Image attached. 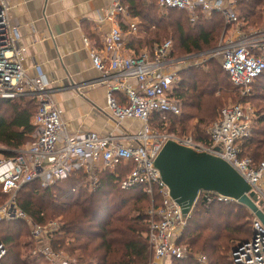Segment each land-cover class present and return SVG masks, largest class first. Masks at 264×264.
<instances>
[{"label": "built area", "instance_id": "1", "mask_svg": "<svg viewBox=\"0 0 264 264\" xmlns=\"http://www.w3.org/2000/svg\"><path fill=\"white\" fill-rule=\"evenodd\" d=\"M237 1L159 0L161 10H184L191 22H195L199 15L210 17L214 12L223 16L225 27L231 28V31H224L212 50L196 54L173 55L172 40L167 39L154 44L151 54L142 52L124 56L120 53L124 36L120 25L115 23L106 36L103 50L92 49L89 52L93 67L101 76L84 84L106 87V104L118 132L101 135L93 131L74 134L65 131L59 109L51 98L53 90L48 81L43 76L30 77L22 66L25 48L18 45V29L9 20L7 3L0 0V99H23L35 104L32 116L35 130L30 140L11 150L12 155L1 153L0 156V188L8 195L0 205V221L26 218L29 223L32 222L16 203L18 191L26 184L39 181L43 187H48L82 173L85 189L92 190L99 185V175L109 171L114 173L120 188L142 186L152 200L147 210L148 231L145 236L154 264L166 257L182 259L187 255V247L179 244L178 240L188 218H182L180 207L171 199L158 170L153 167L156 155L169 139L225 159L250 184L257 201L264 206V159L254 165L249 158H239L237 143L251 135L255 120L248 104L235 103L222 107L217 119L207 128V145L195 142L191 136L159 132L150 124L154 114L159 115L162 125L167 115L181 114V101L173 94L174 83L181 72L201 62H193L199 55L205 59L207 55L210 58L219 56L221 67L242 93L262 73L264 26L255 32L241 30L244 20L236 12ZM112 11L128 16L126 8L119 2H115ZM129 26L132 30L136 29L133 23ZM116 96L121 97L123 102H119ZM126 120L140 122L141 129L123 128L122 122ZM218 146L219 149H216ZM118 167L126 168L128 172L120 177ZM156 193L161 198L158 206L153 202ZM201 195L207 200L214 196L220 202L233 201L211 192H200L197 200ZM249 213L252 235L231 250L233 264H264V227L250 210ZM59 230L58 221L34 224L32 230V237L37 241L34 255L43 257L49 264H68L50 246V238ZM5 255L6 248L0 241V262ZM198 260L206 263L204 256H198Z\"/></svg>", "mask_w": 264, "mask_h": 264}, {"label": "trees", "instance_id": "2", "mask_svg": "<svg viewBox=\"0 0 264 264\" xmlns=\"http://www.w3.org/2000/svg\"><path fill=\"white\" fill-rule=\"evenodd\" d=\"M153 1L159 9V0ZM122 2L133 16L146 23L147 44L151 45L152 41L153 44L161 43L167 39L159 41V38L175 33L177 45L172 42L173 55H179L175 52L177 50L187 54L211 47L223 29L222 16L217 12L210 17L199 15L195 22H191L184 10L169 9L166 15H152L146 9L149 7L151 11L153 4L142 0ZM236 12L240 19L258 24L264 15V0H238ZM208 67L187 68L179 74L173 94L187 111L167 115L164 125L159 121V115L154 114L150 121L154 128L180 137L184 136L181 132L193 129V140L208 144V136L200 125L206 120L217 119L218 107L223 103L217 92L228 96L227 93L239 89L221 65L210 61ZM260 78L264 79V70L249 89L253 85L256 89L263 88V82L256 83ZM116 97L123 102L121 97ZM248 97L242 96L238 103L248 104L245 101ZM230 98L235 99V94ZM34 111L32 101L0 99V146L10 150L3 154L12 155L11 150L30 140L35 130L31 123ZM194 121L196 123L192 124ZM237 145L239 158H249L254 165L264 159V114L255 117L251 135ZM117 171L120 177L128 172L121 167ZM84 180L85 176L78 173L48 187H43L39 181L31 182L18 191L16 203L33 224L45 225L58 218L60 230L50 238V246L57 253L64 252L70 264H149L151 251L145 235L148 231L147 210L152 201L150 196L142 186L120 188L114 173L109 171L99 175V185L95 189L86 190ZM212 197L211 200L203 195L198 198L178 240L187 247V255L174 259L173 264H202L195 258L196 254L206 257L204 264H233L231 250L251 237V220L248 221V216L242 212V206L235 201L220 202ZM7 198L0 188V205ZM153 202L155 206L161 202L157 193ZM0 224V241L6 248L0 264H24L18 248L19 239L28 235L25 219L2 220ZM28 259L26 261L30 264Z\"/></svg>", "mask_w": 264, "mask_h": 264}, {"label": "crops", "instance_id": "3", "mask_svg": "<svg viewBox=\"0 0 264 264\" xmlns=\"http://www.w3.org/2000/svg\"><path fill=\"white\" fill-rule=\"evenodd\" d=\"M4 1L9 7V20L19 32L18 45L25 48L22 66L30 77L43 76L48 81L65 131L68 134L80 131L101 135L117 133L113 115L106 104V87L84 85L101 76L93 67L89 52L103 50L106 36L117 23L124 36L120 53L124 56L146 53L145 49H137L141 35H145L139 34V18L132 15L122 0ZM115 2L126 8L127 17L113 13ZM131 23L136 26L135 30L130 28ZM139 50L142 51L137 53ZM124 122L122 127L127 128L123 126ZM58 254L61 260L70 264L64 252ZM198 256L195 255L197 260ZM173 260L166 257L155 264H173ZM149 264H154L152 253Z\"/></svg>", "mask_w": 264, "mask_h": 264}, {"label": "water", "instance_id": "4", "mask_svg": "<svg viewBox=\"0 0 264 264\" xmlns=\"http://www.w3.org/2000/svg\"><path fill=\"white\" fill-rule=\"evenodd\" d=\"M8 151L0 148V153ZM169 196L181 209L182 218L191 214L200 192L228 197L248 208L264 227V206L250 184L222 157L167 140L153 161Z\"/></svg>", "mask_w": 264, "mask_h": 264}, {"label": "rangeland", "instance_id": "5", "mask_svg": "<svg viewBox=\"0 0 264 264\" xmlns=\"http://www.w3.org/2000/svg\"><path fill=\"white\" fill-rule=\"evenodd\" d=\"M138 1H140V0H138ZM142 1H145V0H142ZM153 2V3H152ZM146 4H153V5H151V8H152V10L150 11V9H149V7H148V9H146L147 11H149V12H151V14L152 15H154V14H160V15H166L167 14V12H168V10H161L160 8L158 9L156 6H155V4H154V1L153 0H148L147 2H146ZM221 15V14H220ZM222 16V15H221ZM222 19H223V16H222ZM223 29H222V31H221V33H220V35L218 36V38L215 40L216 41V44H214L215 43V41L213 42V45L211 46V47H208V48H204V49H202V50H199V51H194V52H190V53H194V54H196V53H198V52H207V51H210V50H212L213 48H215L216 47V45L218 44V41L220 40V38H221V36L223 35V33H224V31H227L228 30V32H230L231 31V28L229 29V28H226L225 27V24H224V19H223ZM145 22L141 19H139V25H138V28H139V34L141 35L142 34V32L145 34V28H144V26H145V24H144ZM257 23V22H256ZM263 24V25H262ZM264 26V15H263V18L261 19V22L260 23H258V24H252L251 22H248V21H246V20H244L243 21V26H240V28H241V30H244V32L245 33H249V32H255V31H258L261 27H263ZM226 28V29H225ZM148 33H146L145 35H141L142 36V40L140 41V43L138 44V46H137V49H145V50H147V52H148V50H149V48H150V46L153 44V41H152V44L151 45H149V44H147L148 43V41H147V39H148ZM175 37V33H173V32H171V34H170V36H167V37H161V38H159V41H162V40H164V39H171L172 40V42L173 43H175V45H177V40H176V38H174ZM174 49H176V46H175V48ZM140 51H142V50H139V51H137V53H139ZM178 51V50H177ZM175 51L176 52V54H179V55H175V56H182V55H184L182 52H180V51ZM205 55V54H204ZM207 55V54H206ZM203 60V61H202ZM199 61H201L200 63H198V65L196 66V67H204V68H209L208 67V63L211 61V62H215L217 65H220V63H221V60H220V58H219V56H212L211 58L207 55V59H205L204 58V56L203 55H199V56H197L196 58H194L193 59V62H195V63H197V62H199ZM192 67H195V66H192ZM192 67H189V68H192ZM177 82L178 81H176L175 83H174V86H176L177 85ZM258 82H263V84H264V79H262V78H260L259 80H257V84H258ZM256 83H255V85H256ZM261 87H263V88H257L256 89V87H254V85L250 88V89H248L246 92H244V93H242V91L241 90H239V89H235L236 90V92H229V93H227V95L228 96H225V95H223L222 94V92H217V96L218 97H221L222 98V100H223V103H222V105L221 106H219L218 107V110L217 111H219L220 110V108L221 107H223V106H226V105H231V104H235V103H238L240 100H241V97L242 96H247V95H249L250 97H248V98H246L245 99V101H248V105L251 107V109L253 110V112H254V118L255 117H259L260 115H263L264 114V85H262ZM231 90V89H230ZM232 94H235V96H236V98L235 99H232V98H230L231 96H232ZM243 104V103H242ZM182 111L183 112H186L187 111V109L186 108H183V105H182ZM129 122H127V123H123V126L124 127H129V130H138V129H141L140 127L142 126V124L139 122V123H137V122H135V121H130V120H128ZM214 120H206L202 125H200V127H201V130H203V132H205L206 133V131H207V128L209 127V125L213 122ZM133 123V124H132ZM196 123V121H194L192 124H195ZM154 125V124H153ZM152 126V125H151ZM152 128L153 129H156V128H154L153 126H152ZM167 129V128H166ZM159 131V130H158ZM162 132H165V130L164 131H162ZM167 132V131H166ZM181 134L182 135H184V136H191V137H194V131H193V129H191V130H189V131H187V132H181ZM207 135V134H206ZM0 148H4V147H1L0 146ZM216 149H219V146L216 148ZM0 156H1V153H0ZM242 212L243 213H245V215L246 216H248V221H250L251 220V215H250V213H249V210H248V208H246L245 206H242ZM28 218V217H27ZM2 221V220H1ZM51 221H58V218L57 219H54V220H51ZM25 222H26V227H27V229H26V232H27V236H24L23 238H20L19 239V242H20V246H19V248H18V250H19V252L21 253V258L23 259L24 258V264H26V260L28 259L29 261H30V264H49L44 258H38L36 255H34V250L36 249V247H37V241H35V239L32 237V230H33V228H34V224H33V222H31V223H29L27 220H26V218H25ZM1 224H3V223H1ZM1 224H0V226H1ZM41 242H44V241H41ZM30 255L33 257V258H31L30 257ZM196 255H199V254H196ZM199 256H204V255H199ZM35 257H37V258H35ZM205 257V256H204ZM207 260V259H206ZM13 263V262H12ZM8 264H11V262L10 263H8ZM27 264H28V262H27Z\"/></svg>", "mask_w": 264, "mask_h": 264}]
</instances>
